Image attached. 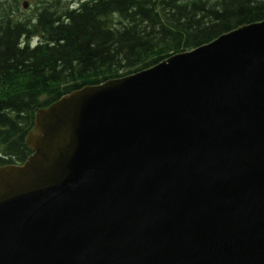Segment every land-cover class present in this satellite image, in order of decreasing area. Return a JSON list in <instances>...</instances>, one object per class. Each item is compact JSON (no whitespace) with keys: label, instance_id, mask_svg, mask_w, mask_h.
I'll return each instance as SVG.
<instances>
[{"label":"water","instance_id":"obj_1","mask_svg":"<svg viewBox=\"0 0 264 264\" xmlns=\"http://www.w3.org/2000/svg\"><path fill=\"white\" fill-rule=\"evenodd\" d=\"M25 144L0 264H264V20L62 96Z\"/></svg>","mask_w":264,"mask_h":264},{"label":"trees","instance_id":"obj_2","mask_svg":"<svg viewBox=\"0 0 264 264\" xmlns=\"http://www.w3.org/2000/svg\"><path fill=\"white\" fill-rule=\"evenodd\" d=\"M17 2L0 0V167L32 153L36 110L264 20V0H41L27 17Z\"/></svg>","mask_w":264,"mask_h":264},{"label":"rangeland","instance_id":"obj_3","mask_svg":"<svg viewBox=\"0 0 264 264\" xmlns=\"http://www.w3.org/2000/svg\"><path fill=\"white\" fill-rule=\"evenodd\" d=\"M22 1H27L28 2V7L27 9H22L21 3ZM41 0H18L17 2V7L19 9V14L21 17H27V16H32L34 13V9L40 4ZM68 3V2H67Z\"/></svg>","mask_w":264,"mask_h":264},{"label":"bare ground","instance_id":"obj_4","mask_svg":"<svg viewBox=\"0 0 264 264\" xmlns=\"http://www.w3.org/2000/svg\"><path fill=\"white\" fill-rule=\"evenodd\" d=\"M75 3V2H74ZM81 7V6H80ZM24 19V18H23Z\"/></svg>","mask_w":264,"mask_h":264}]
</instances>
